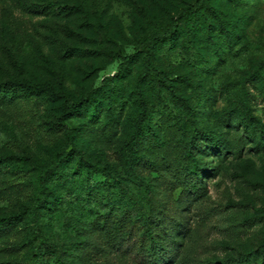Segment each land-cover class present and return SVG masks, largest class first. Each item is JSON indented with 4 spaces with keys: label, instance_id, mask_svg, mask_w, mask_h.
I'll list each match as a JSON object with an SVG mask.
<instances>
[{
    "label": "rangeland",
    "instance_id": "obj_1",
    "mask_svg": "<svg viewBox=\"0 0 264 264\" xmlns=\"http://www.w3.org/2000/svg\"><path fill=\"white\" fill-rule=\"evenodd\" d=\"M195 2L0 0V86L48 83L75 99L97 91L103 101L97 120L86 111L63 122L64 129L55 125L60 102L19 94L0 105V156L44 165L1 170L0 216L32 206L43 169L52 175L49 208L0 234V264H20L31 247L44 250L47 244L68 250L70 264H152L139 251L137 237L118 249L110 246L98 260L79 250L86 240L95 241L93 221L106 210L103 179L92 169L110 164L124 173L118 147L139 112L138 92L166 144L159 148L150 136L144 138L140 154L146 162L161 163L165 153L179 156L193 127L221 136L229 150L218 156L206 141L196 142L206 191L189 199L185 216L192 233L182 264H264V0H209L202 11L191 13L190 38L174 37L158 50L153 66L175 82L190 115L151 77L143 51L149 36L169 23L168 14ZM216 15L231 33V43L222 39ZM206 17L214 25L213 36L207 35ZM141 50L123 77L113 80L121 64L114 56ZM242 118L249 123V135ZM146 183L161 209L181 193L172 192L170 200L154 172ZM24 240L31 244L20 250L16 244Z\"/></svg>",
    "mask_w": 264,
    "mask_h": 264
},
{
    "label": "trees",
    "instance_id": "obj_2",
    "mask_svg": "<svg viewBox=\"0 0 264 264\" xmlns=\"http://www.w3.org/2000/svg\"><path fill=\"white\" fill-rule=\"evenodd\" d=\"M209 4V0H196L193 6L188 5L185 10L169 15V23L165 28L152 33L145 41V50H141L133 56L116 55L121 61L117 74L113 80H120L126 67L133 59L140 57L143 51V59L150 75L156 82L165 87L170 97L175 100L188 114L192 115V109L187 100L176 93L175 82L161 76L153 66V61L160 48L172 42L174 37L190 38L192 29L188 25L189 17L193 10L202 11L203 7ZM219 20L218 15L214 16ZM207 35L213 36L214 25L206 17L203 18ZM222 39L231 43L232 36L223 22H218ZM3 95L0 96V105L8 99H14L19 94L44 96L51 102L61 103V114L55 120L59 129L71 118L77 117L90 111V117L98 119L102 111V96L95 91L84 98L75 99L67 93H57L48 83L34 84L27 81H10L0 86ZM1 90V91H2ZM111 97H107V101ZM137 104L139 112L136 114L129 137L118 147L122 155V167L124 173L112 165L96 169L93 172L99 173L103 179L101 190L104 193L101 200L104 201L106 210L96 216L93 221V232L96 235L95 241L84 242V247L79 250L85 252L86 256L98 260L100 255L110 246L118 249L123 241L131 238H139L138 249L141 253L150 256L152 264H182V255L186 249V239L191 235L192 229L189 226V219L185 213L190 207V198H199L205 194L206 188L203 183L205 173L201 161L198 159L196 142L206 141L210 145L212 154L225 156L229 150L225 147V141L221 136L211 133L207 129L193 127L188 140L180 150L179 156H172L165 153L160 159L161 163H148L140 154V145L144 138L150 136L159 148H164V141L158 136L148 110L147 103L140 92L137 93ZM241 123L247 135L250 134L249 123L242 118ZM64 129V128H63ZM173 129V128H172ZM177 130H174L176 133ZM168 144L170 141L168 140ZM180 163H178V160ZM82 161V160H81ZM17 164L39 165L27 157L12 155L0 156V172L2 169L15 171ZM154 172L157 179L164 187L163 191L169 193L171 200L172 192L181 190L175 202H171L162 209L157 204L156 196L147 189V174ZM89 175L90 171H86ZM52 175L43 169L40 175L37 201L32 206H20L16 211L0 216V234L15 228L18 224L35 217L36 212L48 209L52 201L48 199L51 190L49 183ZM135 187L136 192L131 188ZM57 203L61 198L56 197ZM103 201L102 204H103ZM31 242L24 240L16 246L23 250L30 246ZM79 245V243L77 244ZM42 250L36 246L31 247L30 255L23 257L20 264H70L68 261V250L64 251L57 246L47 244ZM264 247V245L262 246ZM174 251V253H172Z\"/></svg>",
    "mask_w": 264,
    "mask_h": 264
}]
</instances>
